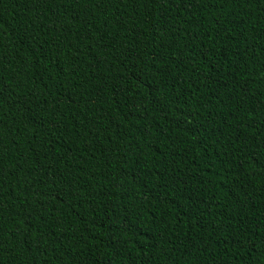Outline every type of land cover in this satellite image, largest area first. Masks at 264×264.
<instances>
[{
    "label": "trees",
    "instance_id": "16d2710c",
    "mask_svg": "<svg viewBox=\"0 0 264 264\" xmlns=\"http://www.w3.org/2000/svg\"><path fill=\"white\" fill-rule=\"evenodd\" d=\"M0 264H264V0H0Z\"/></svg>",
    "mask_w": 264,
    "mask_h": 264
}]
</instances>
